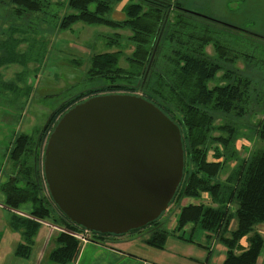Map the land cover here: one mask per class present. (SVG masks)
I'll list each match as a JSON object with an SVG mask.
<instances>
[{
	"label": "trees",
	"instance_id": "16d2710c",
	"mask_svg": "<svg viewBox=\"0 0 264 264\" xmlns=\"http://www.w3.org/2000/svg\"><path fill=\"white\" fill-rule=\"evenodd\" d=\"M123 1L10 0L15 21L40 13L60 21L56 25L60 31L77 23L106 27L115 30L107 37L110 47L119 46L118 31L129 30L127 39L132 46L128 54L122 49L95 53L85 74L89 87L57 108L38 135L19 133L14 138L7 156L10 173L0 191L10 209L31 205L29 217L16 215L12 221L15 228L24 229L26 238L18 255L30 253L40 223L49 222L63 229L50 259L68 264L78 257L81 240L72 233L82 235L86 229L53 201L44 176L45 146L58 121L74 105L96 95L122 93L139 94L180 127L184 174L170 203L179 209L175 231L192 224L193 229L214 235L226 247L223 264H258L264 248V237L256 231L264 224V37L192 13L181 0H128L122 7L124 18L116 20L111 15ZM212 22L234 30L229 35ZM8 31L21 30L11 26ZM13 43L0 41V68L5 59L13 63L23 57L18 52L24 40L13 39ZM5 47L10 51L7 57ZM240 138L262 145L253 147L252 141L250 150L244 146L249 153L241 156ZM163 214L125 234L88 230L89 237L106 242L109 236L146 229L145 242L164 248L168 232Z\"/></svg>",
	"mask_w": 264,
	"mask_h": 264
},
{
	"label": "water",
	"instance_id": "95a60500",
	"mask_svg": "<svg viewBox=\"0 0 264 264\" xmlns=\"http://www.w3.org/2000/svg\"><path fill=\"white\" fill-rule=\"evenodd\" d=\"M43 168L53 201L71 221L125 234L168 210L184 174L181 130L140 95H96L58 121Z\"/></svg>",
	"mask_w": 264,
	"mask_h": 264
},
{
	"label": "rangeland",
	"instance_id": "374dc122",
	"mask_svg": "<svg viewBox=\"0 0 264 264\" xmlns=\"http://www.w3.org/2000/svg\"><path fill=\"white\" fill-rule=\"evenodd\" d=\"M60 1L63 0H51L54 3ZM127 1L117 5L111 17L123 19L122 7ZM181 1L189 11L212 16L226 25L264 37V0ZM63 6L66 7L65 4ZM66 10L64 8L62 14ZM53 12H56L55 8ZM59 23L56 18L40 13H35L32 19L15 21L10 0H0V41L8 40L11 46L15 45L13 39H23L25 43L18 48L19 52L15 50L23 57L15 62L10 59L13 63L5 59L0 69V129L6 131L0 140V185L8 167L3 154L6 155L14 138L19 133L38 135L57 108L89 87L85 74L90 58L105 51L122 49L128 54L132 50L127 39L129 30L118 31L121 42L119 46L110 47L106 42L110 41L108 36L114 35L113 29L77 23L67 31H60L56 27ZM214 23L213 27L224 30ZM11 26H19L21 31L11 33L8 31ZM233 30L224 31L231 35ZM208 50L212 53L211 47ZM5 52L7 57L10 51L6 47ZM245 132L253 137L251 131ZM252 141L250 143L243 138L237 141L241 156L249 153ZM260 145L261 142L253 141V147ZM203 200L207 201L206 195ZM3 209L0 207V210ZM178 211L176 204H172L161 217L168 232L163 249L145 243L143 239L148 237L146 229L128 235L133 238L129 241L130 245L124 248L161 264H223L226 247L214 235L200 228L193 229L192 224L175 231ZM2 219L5 221L7 218ZM40 231H44V227ZM256 231L264 237V224L257 226ZM242 242L246 244L245 239ZM260 257L264 259V248Z\"/></svg>",
	"mask_w": 264,
	"mask_h": 264
},
{
	"label": "crops",
	"instance_id": "0c3cea01",
	"mask_svg": "<svg viewBox=\"0 0 264 264\" xmlns=\"http://www.w3.org/2000/svg\"><path fill=\"white\" fill-rule=\"evenodd\" d=\"M5 133V129L1 128L0 140ZM3 155L8 164L3 180L5 182L10 173L7 158L8 151L6 155ZM0 207H4L3 210H0V264H58L50 259V253L58 246L57 237L62 232L60 227L49 222H41L40 227L33 237L30 253L27 256H20L17 253V249L26 241L24 229L15 228L12 225V221L16 215L29 217L28 214L31 211V205L26 204L18 211L10 209L4 204V195L0 191ZM3 217L7 219L4 221L2 219ZM42 227H44V231H40ZM132 238H129L128 235L122 237L109 236L105 240L106 242L80 239V253L75 261L68 264H161L124 248ZM261 259L260 257L258 264H264V259Z\"/></svg>",
	"mask_w": 264,
	"mask_h": 264
},
{
	"label": "built area",
	"instance_id": "2783aa9c",
	"mask_svg": "<svg viewBox=\"0 0 264 264\" xmlns=\"http://www.w3.org/2000/svg\"><path fill=\"white\" fill-rule=\"evenodd\" d=\"M90 232L88 231V230H86L85 232H84V234H82V235H78V234H75V233H72V235H74L76 238H78V239H81V240H89L90 239V234H89Z\"/></svg>",
	"mask_w": 264,
	"mask_h": 264
}]
</instances>
